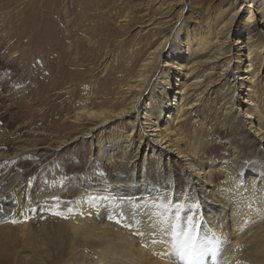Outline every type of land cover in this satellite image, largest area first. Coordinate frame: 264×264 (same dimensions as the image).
<instances>
[{"label":"bare ground","instance_id":"obj_1","mask_svg":"<svg viewBox=\"0 0 264 264\" xmlns=\"http://www.w3.org/2000/svg\"><path fill=\"white\" fill-rule=\"evenodd\" d=\"M92 1L105 11L102 26L94 31L108 34L107 40L99 42L109 58L118 59L116 64L107 62L102 78L94 80L107 79L100 91L105 95L98 97L90 88L73 111L64 109V120L82 139L91 138L108 175H102L98 165L94 176L82 179L73 191L76 198L65 231L71 238L70 260L75 262L62 264H173L174 242L160 214L164 213L161 205L176 203L183 205L181 221L193 218L212 242L200 264H264V77L259 79L264 68V0H231L227 7L209 13L196 29L187 26L182 12L188 6L182 5L176 23L165 21L168 25L138 49L124 33L131 21L127 4ZM151 3L154 13L163 10V0ZM83 8L90 11L86 5ZM79 18L83 19L81 11L74 23L83 26ZM112 20H117L115 25ZM82 26L74 31L82 32ZM43 30L51 35V27L42 28L40 38ZM69 34L62 38L70 41L72 49L60 50L51 70L73 83L84 76L76 63L85 57L79 59V50L85 45L89 50L87 42L97 44L98 40L94 33L87 42ZM113 37L119 40L114 42ZM51 45L57 47L58 40ZM71 55L74 69L69 71L66 63ZM92 57L95 61L96 56ZM215 88L221 92L213 100L216 109L201 120L194 113L208 105L206 99L212 100ZM245 131L253 141L248 148L232 139ZM96 135L104 140L94 145ZM69 136L53 137L58 139L57 148L72 139ZM208 138L218 140L224 148L221 155L213 157L219 146ZM31 152L24 147L12 156ZM57 152L42 150L40 156L55 157ZM12 156L0 152V221L21 216V232L26 233L31 213L54 206L66 185L59 169H49L40 192L35 179L20 186V174L10 171L6 177L1 172L9 171ZM176 166L183 172V194L177 189ZM176 211L172 207L164 214L167 220H174Z\"/></svg>","mask_w":264,"mask_h":264},{"label":"rangeland","instance_id":"obj_2","mask_svg":"<svg viewBox=\"0 0 264 264\" xmlns=\"http://www.w3.org/2000/svg\"><path fill=\"white\" fill-rule=\"evenodd\" d=\"M230 1L163 0V10L154 13L153 9H150L152 7L151 0H123V3L127 4L126 11L131 17V21L124 27V33L131 45H136V49L144 48L147 39H153L152 35L159 28H165L168 25L165 21L176 23L178 11L182 5L188 6L182 12L183 18H187V26L190 29H196V24L204 21L209 13L227 7ZM83 2L85 3L83 4ZM97 4L94 5L92 0H0V134H4L1 138L2 142H0V152L12 156L24 147L33 151L31 155L24 153L12 156L13 159L9 160L11 165L9 171L1 172L6 177L10 171L13 175L20 174L22 176L20 186L35 179L39 184L37 192H40L48 180L49 169H59L63 173L66 185L61 189L64 191L63 194L54 200V206L41 207L31 213L26 233L21 232L19 219L21 216L11 215L7 220L0 221V264L75 262L70 260L71 238L66 232L72 211V202L76 198L73 191L81 184L82 179L87 181L89 177L94 176L92 173L96 172L98 165H102L101 174L108 175V172L103 168V162L98 161L96 152L92 149L91 138L82 139L81 134L74 133L64 120L67 117L66 113L75 109L77 101L83 96L87 97L86 91H89L90 88L98 97L105 95L106 92L100 91L107 79L101 80L100 83L94 82V80L98 77L102 78L107 62L117 63V56L109 58V52L104 48L105 45L99 42L100 39L107 40L108 34L101 32L102 34L99 35L94 31L102 26L103 22L100 19L105 15V11H99L101 6H97ZM83 5H86L90 11H82ZM80 11L83 12V19L79 18L80 24L83 26L74 23V17ZM147 20L148 22H146ZM150 20L153 22L152 26H150ZM116 22L117 20H112L113 25ZM75 26H82L80 27L82 32L77 31L76 33L74 28L77 27ZM47 27L52 28L51 35L47 36L46 30L45 32L43 30L44 36L40 38L41 29ZM66 32L70 33L69 36L75 33L76 37L85 42L91 38L90 34L94 33L95 40H98V46L88 41L89 50L88 45H85L83 51L79 50V59L81 55L85 57L76 63L81 67L84 76L81 80H75L73 83L59 79L56 77V72L51 70L56 67L55 63L60 50L72 49L70 41L63 40V35L66 36ZM53 33L54 35H52ZM112 39L114 42L119 40L114 37ZM54 40L59 42L57 47L51 45ZM102 41L104 42V40ZM115 46H112L111 50ZM91 48H94V52H90ZM117 48L121 49L118 45ZM92 54L96 56L95 61H93ZM67 61L66 68L69 71L74 69L70 66L73 63L72 55ZM260 76L259 79L262 80L264 68ZM216 77L217 75L213 79ZM212 85H215L214 82ZM112 89L113 87H111ZM219 97H221V92L215 88L212 100L206 99L208 105L203 110L197 108L195 116L201 120L207 116L210 118V114L216 109L213 100H217ZM30 122H35V124ZM64 123L66 125H63ZM60 124L63 125V129ZM216 125L218 124H215L214 128L217 127ZM219 130H223V128H219ZM68 131L69 133H67ZM108 131L110 134L112 133L110 127ZM69 134L72 139L57 148L58 139L56 140V138H66ZM75 135L78 138L73 141ZM250 138V133L245 131L238 138L233 137L232 139L241 141L244 148H248L253 142ZM211 139L214 140V138H208L210 142H212ZM97 140L101 143L104 136L96 135L92 139L94 145ZM217 141L212 142L219 146V151H216V155L213 157L221 155V150L224 149L217 144ZM224 142L225 139L221 143ZM135 146H137L136 142L133 147ZM42 150L49 153L58 152L55 157L42 159L40 156ZM176 172L179 174L177 189L179 193L183 194L185 193V181L180 166H176ZM55 213H60V215ZM12 221L17 222L13 223ZM133 235L137 234L133 233ZM61 252H64L63 257L59 256Z\"/></svg>","mask_w":264,"mask_h":264},{"label":"snow or ice","instance_id":"obj_3","mask_svg":"<svg viewBox=\"0 0 264 264\" xmlns=\"http://www.w3.org/2000/svg\"><path fill=\"white\" fill-rule=\"evenodd\" d=\"M161 207L164 209V213L160 214L161 223L167 224L165 231L172 236L174 242L171 253L173 264H200L205 253L211 251L212 243L200 232V224L191 217L181 221L179 209L183 207L182 204L176 203L173 206L163 204ZM172 207L177 209L174 213L175 219L167 220L164 214L171 211ZM55 214L60 215V213Z\"/></svg>","mask_w":264,"mask_h":264}]
</instances>
